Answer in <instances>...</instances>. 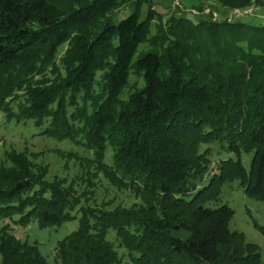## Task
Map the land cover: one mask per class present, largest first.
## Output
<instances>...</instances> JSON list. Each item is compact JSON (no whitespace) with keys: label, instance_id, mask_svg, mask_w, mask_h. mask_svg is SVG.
<instances>
[{"label":"trees","instance_id":"1","mask_svg":"<svg viewBox=\"0 0 264 264\" xmlns=\"http://www.w3.org/2000/svg\"><path fill=\"white\" fill-rule=\"evenodd\" d=\"M143 3L0 0V114L93 149L97 171L143 194L130 209L84 204L64 181H47L46 167L9 151L10 164L0 161V219L10 221L0 226V264H51L13 224L74 219L55 264H122L121 248L134 264H261L259 246L230 229L234 210L210 203L235 180L264 201V23L172 17L134 60L151 14L162 15L150 7L142 17ZM133 71L144 85L123 98ZM217 142L238 159L221 160L207 180ZM242 152L252 154L249 172Z\"/></svg>","mask_w":264,"mask_h":264},{"label":"rangeland","instance_id":"2","mask_svg":"<svg viewBox=\"0 0 264 264\" xmlns=\"http://www.w3.org/2000/svg\"><path fill=\"white\" fill-rule=\"evenodd\" d=\"M143 1V0H142ZM264 0H252L249 6L230 8L222 5L218 0H144L141 6V15L145 17L148 8L152 7L158 15L153 12L150 16V29L147 39L139 46L134 60L139 55L149 51L152 42L159 34L160 27L166 31L169 20L172 17L184 16L193 21L205 20H228L245 21L248 23H264ZM134 4H127L114 13L116 20L125 18L131 11ZM161 34V33H160ZM67 45H64L58 54L57 60L60 63L61 57ZM144 85V78L133 71L130 82L123 92V98L137 88ZM33 121L17 123L8 121L4 113L0 114V161L6 164V153L12 150L23 152L34 164L47 168L46 180L53 182L64 181L65 185L74 190L84 204L104 207L107 210H114L117 207L130 209L143 202V194L137 186L128 182H116L111 180L102 171H97L95 152L86 146L77 145L69 139L58 140L53 137L41 135ZM211 152V170L207 180L216 172L220 161L223 159H238V155L229 152L217 143L209 145ZM206 145H202L204 149ZM242 163L250 171L252 154L241 153ZM112 150L108 147L105 150L104 163L112 164ZM227 204L234 210L230 222L231 230H238L244 233L248 242L259 246L262 254L261 264H264V234L260 226H264V201L249 197L239 180L227 182L223 185L220 200L212 202V207ZM8 220L0 219V226L8 223ZM78 228V219L67 221L59 226L41 227L37 221L27 225H14L13 231L17 237L29 243H37L41 253L51 264H55V248L58 241L72 233ZM111 239L115 240V233L112 232ZM123 254L122 264H134L128 257V252L120 249Z\"/></svg>","mask_w":264,"mask_h":264}]
</instances>
